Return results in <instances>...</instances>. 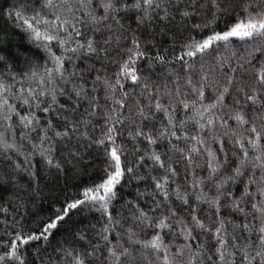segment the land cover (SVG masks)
I'll use <instances>...</instances> for the list:
<instances>
[{
    "label": "snow or ice",
    "instance_id": "obj_1",
    "mask_svg": "<svg viewBox=\"0 0 264 264\" xmlns=\"http://www.w3.org/2000/svg\"><path fill=\"white\" fill-rule=\"evenodd\" d=\"M0 264H264V0H0Z\"/></svg>",
    "mask_w": 264,
    "mask_h": 264
}]
</instances>
